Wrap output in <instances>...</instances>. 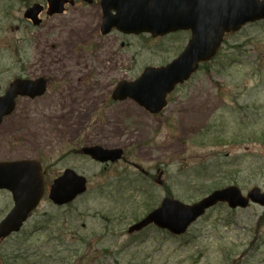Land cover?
Segmentation results:
<instances>
[{"label": "rangeland", "instance_id": "1", "mask_svg": "<svg viewBox=\"0 0 264 264\" xmlns=\"http://www.w3.org/2000/svg\"><path fill=\"white\" fill-rule=\"evenodd\" d=\"M45 1L0 0L2 93L20 75L52 78L46 95L22 99L3 120L0 162L40 160L48 188L67 168L89 185L65 206L47 191L22 231L0 242V264H264V208L257 204L216 205L182 236L155 226L128 233L166 196L192 204L233 184L245 195L264 190V21L226 36L218 56L153 115L112 93L146 66L176 59L191 33L103 35L100 0H76L34 26L24 13ZM44 132L56 140L43 142ZM76 137L77 149L119 147L126 160L103 165L69 155ZM10 194L0 190V221L13 208Z\"/></svg>", "mask_w": 264, "mask_h": 264}, {"label": "water", "instance_id": "2", "mask_svg": "<svg viewBox=\"0 0 264 264\" xmlns=\"http://www.w3.org/2000/svg\"><path fill=\"white\" fill-rule=\"evenodd\" d=\"M92 3L93 0H84ZM50 15L63 13L67 3L74 0H47ZM104 21L102 33L114 27L124 33H151L154 37L179 30H191L192 37L185 50L167 66L147 67L135 81H121L113 94L115 100L132 98L152 113L167 105V97L178 84H182L197 71L200 63L210 61L220 50L226 33L239 31L246 23L264 19V0H102ZM44 7L35 4L25 16L40 24L39 14ZM115 11V12H114ZM46 81H14L4 96H0L1 120L15 109L19 95L35 97L46 91ZM1 88V86H0ZM85 153L101 162L120 159L122 151L99 146L84 148ZM42 165L36 160L0 162V189L12 192L15 206L0 223V240L18 232L40 203L45 191ZM84 176L68 169L55 179L50 198L59 205L72 202L87 189ZM244 195L240 187L231 185L215 190L200 201L187 204L165 197L144 219L131 226L130 233L151 224L181 235L206 211L220 202L232 209L246 208L253 202L264 207V191L259 187Z\"/></svg>", "mask_w": 264, "mask_h": 264}, {"label": "flooded vegetation", "instance_id": "3", "mask_svg": "<svg viewBox=\"0 0 264 264\" xmlns=\"http://www.w3.org/2000/svg\"><path fill=\"white\" fill-rule=\"evenodd\" d=\"M50 18H52V17H54V16H49ZM42 25V24H41ZM38 77L39 78H41V77H43V78H45L46 79V81H47V86L46 87H48V88H50L49 86L51 85V81H52V78L50 79V77H46V76H44V75H37V76H25V75H20V76H17L16 77V79H19V80H26V79H33V80H36V79H38ZM61 82V81H60ZM61 84V86H63L64 87V89L65 88H67L68 86L65 84V83H63V81H62V83H60ZM69 86H71V85H69ZM65 91V90H64ZM48 92V91H47ZM67 93H70V91H68ZM47 94V93H46ZM46 94H44V95H46ZM44 95H42V96H39V97H35V98H27V97H20V98H17L18 100H17V103L19 104V102L22 100V99H28V100H30V101H33V102H35V101H37L40 97H43ZM64 127H62V128H65L67 125H63ZM50 133V132H49ZM49 133L48 132H44V134H46L45 136H44V139H42L43 140V142L46 140L47 141V143L48 144H52L53 143V141L54 140H56L54 137H48V135H49ZM79 137H76L75 139L73 138V139H71V141L69 142V144L72 146V149L68 152V154L70 155V154H77V155H82V156H84V157H88V158H91L89 155H84V153H83V147H84V143H82V145H83V147H81V148H79V149H77L76 148V146H80V141H79V139H78ZM86 145V144H85ZM89 145H91V146H95L96 145V143H92V144H90L89 143ZM76 148V149H75ZM116 149L118 148V149H122L123 151H124V155L126 154V149H123V148H119V147H115ZM124 155H123V158H122V160H126L125 158H124ZM116 163V162H115Z\"/></svg>", "mask_w": 264, "mask_h": 264}]
</instances>
